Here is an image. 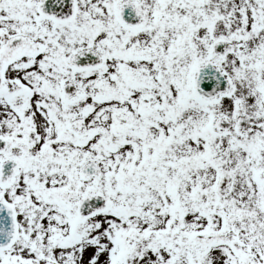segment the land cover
Here are the masks:
<instances>
[{"label": "snow or ice", "instance_id": "snow-or-ice-1", "mask_svg": "<svg viewBox=\"0 0 264 264\" xmlns=\"http://www.w3.org/2000/svg\"><path fill=\"white\" fill-rule=\"evenodd\" d=\"M0 264H264V0H0Z\"/></svg>", "mask_w": 264, "mask_h": 264}]
</instances>
